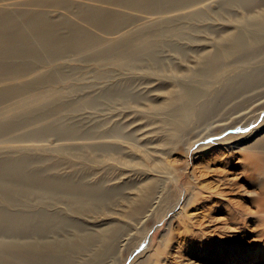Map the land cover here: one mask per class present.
Segmentation results:
<instances>
[{
    "label": "rangeland",
    "instance_id": "1",
    "mask_svg": "<svg viewBox=\"0 0 264 264\" xmlns=\"http://www.w3.org/2000/svg\"><path fill=\"white\" fill-rule=\"evenodd\" d=\"M190 1L0 0V14L21 21L36 15L54 25L62 40H71L73 27L86 31L89 40L84 48L62 44L51 57L41 50L44 60L15 56L0 67V124H13L0 134V159L29 158L35 163L31 169L38 170L53 163L56 177L103 193L100 200L70 204L50 196L31 198L11 208L50 219L46 238L32 240L72 244L69 264H264L262 255L247 249V238L208 230L204 219L201 225L181 220L193 186L209 181L197 172L209 155L194 157L208 152L210 141L198 140L201 131L226 124L213 137L229 133L232 137L223 139L231 146L264 138V83L236 94L208 122L194 116L177 124L180 114L168 102L180 88L199 92V107L238 74L264 68V57L241 65L229 63L236 60L230 56L205 76L190 79L187 73L203 70L196 56L221 48L215 35L237 29L222 16L221 0L200 6V14L193 13ZM95 10L99 13L89 12ZM30 32L24 27L15 36L25 34L36 43ZM124 33L133 35V45L159 40L151 47L156 60L145 51L136 61L107 53ZM243 33L249 41L254 37L250 28ZM257 97L263 98L255 102ZM146 201L144 213L139 208Z\"/></svg>",
    "mask_w": 264,
    "mask_h": 264
},
{
    "label": "bare ground",
    "instance_id": "2",
    "mask_svg": "<svg viewBox=\"0 0 264 264\" xmlns=\"http://www.w3.org/2000/svg\"><path fill=\"white\" fill-rule=\"evenodd\" d=\"M169 1L172 2V0ZM210 1L193 0L189 5L193 13L199 12L200 14V11H196V9L200 6L207 9ZM219 7L222 16L227 20L234 21L237 29L230 28L231 30L225 34L215 35L214 44L217 45V48L219 46L221 48L215 53H208L204 56L197 55L198 64L203 65V70L198 73H187L190 79L205 76L230 56H234L236 60L229 63H240L241 65L253 63L264 57V0H221ZM237 7L243 10L242 14L235 13ZM89 12L99 13L96 10ZM94 23L100 27L107 26V23L103 21L96 20ZM24 27L31 31L30 34L34 36L36 43L30 42L29 37L25 34L15 36ZM247 28L252 29L254 34L251 41L243 33ZM72 30L71 40L66 37L62 40L61 36L54 35L56 31L54 25L46 23L43 18L36 15L21 21L0 14L1 69H4L8 60L15 56L44 60V56L39 54L41 50L51 57L62 44L66 49H80L88 46L89 40H85L86 31L76 27H73ZM132 36L129 33L122 34L117 41L112 43L113 47L109 48L107 53L115 52L117 60L131 58L136 61L139 53L145 51L148 53V59L156 60L155 52L151 50V47L159 40L153 43L150 40L133 45L131 43ZM119 48L124 49L119 51L117 50ZM225 52L227 53L225 54ZM263 83L264 68L242 72L235 76L223 91L217 93L213 100L206 101L199 107H197V102L203 96L190 88H180L179 92L171 94L168 107H171L173 113L180 114L177 123L179 125L189 122L194 116L201 123L208 122L215 116L214 114L220 106L234 98L236 94L241 95L254 90ZM260 98L263 97H257L255 102ZM34 120L32 116L28 122L32 123ZM179 125L176 127L180 128ZM225 125H216L197 135L198 140L210 141L206 145L208 151L206 154L194 156L197 160L204 155H209L207 163L197 169L198 176L209 178L206 179L209 181L204 180L200 182V185L193 186L191 192L193 198L187 205L188 208L184 209L182 214L180 213L181 220L185 225L191 222H199L201 225L203 219L207 220L206 229L213 228L214 231H224L229 233L228 237L232 239L245 237L248 240L246 246L249 252L253 251L264 257V138L251 145L244 144V140H241L238 145L231 146L223 139L229 133L220 136V138L213 137L218 134L215 132L216 130L220 129L219 132L225 130L227 127H220ZM12 127V123L0 124V134ZM48 129V131H52L53 127L49 126ZM42 133L40 131L36 136ZM230 137L232 136L226 138ZM79 142L82 143V141ZM44 165H46L45 168L40 170L31 169V167H35L33 160L21 156L16 159L7 157L0 159V264H69L68 252L73 248L72 244L66 246L63 243L49 241H46V244L34 242L32 240L34 237L46 238L50 219L36 212L29 214L12 212L11 208L22 205L27 202L25 200L31 198L41 201L46 196L65 199L69 204L82 202L85 199L100 200L103 197L100 188H83L79 183L58 178L51 173L55 169L53 163ZM193 169L196 170V168ZM147 205L148 201L144 202L139 209L147 213L149 211ZM205 207L208 213H203ZM211 212L218 217L210 218L208 215Z\"/></svg>",
    "mask_w": 264,
    "mask_h": 264
}]
</instances>
